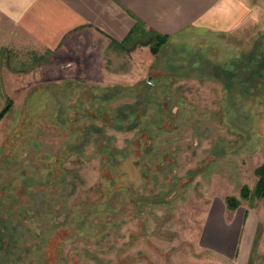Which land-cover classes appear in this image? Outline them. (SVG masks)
I'll list each match as a JSON object with an SVG mask.
<instances>
[{"label":"rangeland","instance_id":"rangeland-1","mask_svg":"<svg viewBox=\"0 0 264 264\" xmlns=\"http://www.w3.org/2000/svg\"><path fill=\"white\" fill-rule=\"evenodd\" d=\"M256 27L225 36L224 50L195 37L169 39L155 53L147 35L127 50L93 42L86 58L72 52L49 64L48 83L16 98L0 123V264H237L205 244L203 230L213 222L236 225L240 240L254 233L263 260L264 196L254 188L264 164V82L244 79L235 68L236 89L226 92L214 79H173L171 73L244 55L259 61L264 35ZM153 77L160 82L158 98L169 100L156 122L132 129L109 124L100 139L73 151L82 126L103 124L88 113L89 88L71 82L107 87ZM123 104L136 100L124 95L105 106ZM107 145L119 161H105ZM110 168L115 179L108 182ZM245 186L253 192L248 198L241 195ZM106 189L113 209L104 237L63 228L77 204L96 202ZM229 197L239 199L236 209L227 207Z\"/></svg>","mask_w":264,"mask_h":264},{"label":"crops","instance_id":"crops-1","mask_svg":"<svg viewBox=\"0 0 264 264\" xmlns=\"http://www.w3.org/2000/svg\"><path fill=\"white\" fill-rule=\"evenodd\" d=\"M138 21L170 40L206 37L224 50V37L245 28L257 26L264 35V0H0V113L12 103L0 123L16 98L48 83V66L59 56L78 52L84 59L93 42L116 52L111 42H123ZM202 235L207 246L237 264H264L253 247L254 233L240 240L236 225L213 222ZM258 244L264 247V239Z\"/></svg>","mask_w":264,"mask_h":264},{"label":"trees","instance_id":"trees-1","mask_svg":"<svg viewBox=\"0 0 264 264\" xmlns=\"http://www.w3.org/2000/svg\"><path fill=\"white\" fill-rule=\"evenodd\" d=\"M147 35H150L151 48L154 49L155 53L159 52L160 48L170 39L168 35H161L154 30H147L143 25H141V22L138 21L135 28L123 42L120 43L113 40L110 46L117 51L127 50L130 49L133 43L136 44L142 36L145 37ZM249 61L252 62L251 58H247L244 55L243 57L232 58V60L227 64L216 63V65L213 64L210 67L203 66L198 67V69H194L193 71L188 69V71L184 70L182 72L178 71V68H176L175 71L171 73L174 77L173 79H184L185 77H198L202 80L214 79L221 82L225 91L228 92L232 87L236 89L235 84H237L238 81L236 83L235 76H237L239 69L242 74L245 73L246 76H243L244 79H256L258 83H263L262 76L264 75V66H262V64L264 65V57L259 59L261 66L249 65ZM235 68L239 69L236 71ZM83 86L85 88H89L90 93H92L90 99H92L91 101L93 105L90 108V111H88L91 120L97 119L102 122L103 125L94 121L88 126H82L78 132L80 139L77 146H73V151H76L75 149H77V147L81 148L85 146V144L89 142L92 137L96 138V140L100 139V133L105 131L104 126L109 124L114 125L115 128L120 127V129H124L130 127L132 129L133 127L138 126V123L141 122H156V115L164 111V106L169 101L168 99L161 101L158 98L160 82L153 83L151 81H141L134 85H111L107 87L85 86L80 81L71 82V87L73 88H82ZM73 88H70V90L72 91ZM169 93L172 94V92ZM124 95L135 98L136 104H123L119 108H109L105 106L108 101L117 99L118 97ZM11 105L12 103L10 101L9 104L1 111L0 118L7 113ZM153 108H155V112H151V109ZM149 130L150 129H143L142 131L147 133L149 137L154 138L156 133L152 134ZM67 147H69V145ZM101 153H105L107 155L108 158L105 161H108L111 158L112 161H119L118 157L120 153H116L110 145H107V147L103 146V151ZM124 153L125 152H122V156H126V153ZM110 171L113 174V177H107L108 182L115 179L114 168H110ZM65 172L67 173V170ZM256 173L259 179L256 187L254 188V193L256 196L262 197L264 196V164L257 168ZM114 184L112 185L113 188L115 186ZM128 191L131 192V188L128 189ZM111 193L112 190L106 189L105 195L96 202L77 204L75 208L71 210L74 215L68 219L66 223H64L63 228L68 230L70 227H74L77 229V233H84L88 238L91 236L97 238L104 237L105 232L110 227V223L107 222V215L113 209L112 206L109 205ZM251 193L253 192H251L249 187L245 186L241 195L243 198H248ZM130 195L132 196V194ZM125 197L128 198L126 195ZM239 205L240 201L238 198L229 197L227 199V207L229 209H236ZM95 217H98L99 221L95 222ZM58 260V262H60L61 259L58 258Z\"/></svg>","mask_w":264,"mask_h":264},{"label":"flooded vegetation","instance_id":"flooded-vegetation-1","mask_svg":"<svg viewBox=\"0 0 264 264\" xmlns=\"http://www.w3.org/2000/svg\"><path fill=\"white\" fill-rule=\"evenodd\" d=\"M153 80L155 81V80H156V78H154V77H153V79H152V80H149V81H152V82H153ZM173 111H174V109H173Z\"/></svg>","mask_w":264,"mask_h":264}]
</instances>
